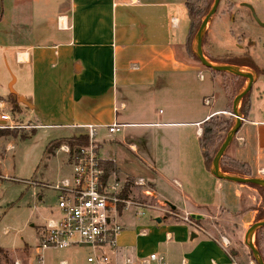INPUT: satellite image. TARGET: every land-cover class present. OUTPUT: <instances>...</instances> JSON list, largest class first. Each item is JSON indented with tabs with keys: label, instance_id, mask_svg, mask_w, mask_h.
<instances>
[{
	"label": "crops",
	"instance_id": "obj_1",
	"mask_svg": "<svg viewBox=\"0 0 264 264\" xmlns=\"http://www.w3.org/2000/svg\"><path fill=\"white\" fill-rule=\"evenodd\" d=\"M237 1L248 9L245 2L258 0ZM214 15L202 39L205 59L208 52L221 53L220 28L233 23L220 15L212 25ZM59 18L66 28L57 27ZM5 24L0 30L1 48L14 54L18 66L30 70L27 89L15 92L11 87L9 94L18 114L30 121L29 128L51 131L48 145L83 135L82 129L72 126H95L97 156L104 173L105 163L115 166L107 180L115 178L120 196H132L131 187L123 195L125 181L143 179L153 201L174 207V215L168 217L149 213L139 218L133 211H123L118 259L139 264L155 255L161 264H236L218 241L184 220L193 214L205 223L229 208L234 214L253 215L246 209L257 202L253 189L219 181L205 168L198 145L200 126L212 116L226 114L231 94L223 89L227 76L208 70L206 76V69L187 55L185 0H0V29ZM259 91L250 92V111L226 154L264 179L258 174L264 169V92ZM111 124L121 126L118 138L107 132ZM107 143L114 156L103 155ZM61 146L65 144L52 147L46 156L57 159L58 170L67 169L65 178L71 159ZM117 148L143 156L142 177L120 169ZM186 197L197 201L188 207ZM68 251L60 262L86 264L87 250L85 259Z\"/></svg>",
	"mask_w": 264,
	"mask_h": 264
},
{
	"label": "rangeland",
	"instance_id": "obj_2",
	"mask_svg": "<svg viewBox=\"0 0 264 264\" xmlns=\"http://www.w3.org/2000/svg\"><path fill=\"white\" fill-rule=\"evenodd\" d=\"M244 4L249 6V10L242 6L240 1L220 0L211 24L213 25L220 15H227V18L231 19L233 23H231V27L220 28L217 46L221 53L208 52L205 55L210 61H219L218 59L222 56L231 58L250 55L257 66L264 70V27H261L254 19L264 23V0L245 2ZM6 25H2L0 30H4ZM206 34L207 30L203 40ZM1 45L0 113L8 112L12 117L14 127L0 129V251L6 256L0 254V264H41L37 263L39 259L35 255L36 237L54 210L57 197L53 191L42 190L40 186L43 183L52 184L61 180L64 177L63 172H66L67 169L58 170L56 167L57 159L46 156V145L52 136V132L41 129L36 131L29 128L31 126L30 121L18 114L20 110L13 106L15 101L7 99L12 91L11 87L15 92L25 91L29 86V76L31 75L28 67L18 66L14 62V54L3 50ZM223 59L221 58L220 61ZM204 73L206 76L209 74L207 70H204ZM226 76L223 89L224 91L229 90L231 95L228 110L226 114L220 115V117L235 121V117L232 115L231 101L245 87L246 81L233 79L229 75ZM254 78L253 89L250 90L251 95H254L256 90H260L259 94L261 95L263 94L262 91L264 92V79L258 75H254ZM14 79L16 83H12L11 86L10 83ZM240 87L241 89L238 91ZM220 92L216 95H220ZM252 102L254 105L258 104L256 101ZM14 111H16L17 116ZM24 111L31 114V111ZM237 112H239V107H237ZM106 137L111 139L109 135ZM113 137L118 138L116 133ZM62 141L64 144V140ZM107 146H109L108 143L106 147L104 146L103 155L106 156L107 153L108 155L111 153L114 156V148H107ZM115 151V160L122 171L135 178L144 175L146 166L140 153L136 156L123 148H117ZM25 181L34 182L36 187L26 185L23 183ZM128 181L132 182L128 186V188L133 189V191L129 189L132 196L144 203L151 204L148 200H142L140 193L141 188L148 189V184L145 182V187H139L134 186L135 180L130 179ZM38 190L43 196L41 200L34 197V193H37ZM174 192L180 198L179 191ZM190 199L186 197L187 202L183 200L188 207H191L190 202L197 201L195 197H190ZM151 202L158 206V200ZM262 206L264 207V201ZM177 207L181 210V206L177 205ZM229 209L220 214H214L216 217L212 220H207L205 223L199 222L195 225L206 235L218 241L236 264H254L248 248L243 243V238L246 230L254 223L256 214L247 213L236 217L233 213L234 208ZM164 212L157 210L155 214L150 215L162 217L165 215ZM180 213L183 214L182 210ZM253 240L252 237V242ZM260 247L263 252V247ZM68 250L85 259L86 251L81 248L47 250L43 253L42 264H59L60 261L66 260Z\"/></svg>",
	"mask_w": 264,
	"mask_h": 264
},
{
	"label": "built area",
	"instance_id": "obj_3",
	"mask_svg": "<svg viewBox=\"0 0 264 264\" xmlns=\"http://www.w3.org/2000/svg\"><path fill=\"white\" fill-rule=\"evenodd\" d=\"M59 29L66 28L65 20H57ZM14 123L8 112L0 113V129L12 128ZM82 129L83 136L87 138V146L70 149L67 145L60 150L71 159L70 175L56 183L41 184L42 190H51L57 197V204L45 221L36 237L35 252L43 263V253L47 250L85 249L88 251L86 264H133L129 258L122 261L117 256V237L123 229L119 222V215L123 211H133L141 218L146 214H155L157 210L165 211L162 217L173 216L167 203L151 201L154 198L149 189L141 188L142 200L134 196H120L119 183L112 178L104 180V170L96 152L97 130L93 125L72 126ZM121 126L111 124L107 127L109 134L120 131ZM264 176V169L258 171ZM28 186L34 182H23ZM134 186L145 187V181L138 179ZM40 190L34 193L38 196ZM156 202V201H155ZM56 210V211H55ZM184 220L195 224L189 216ZM225 249V248H224ZM228 254V253H227ZM161 264L162 259L155 255L143 259L139 264ZM60 264H65L60 262Z\"/></svg>",
	"mask_w": 264,
	"mask_h": 264
},
{
	"label": "trees",
	"instance_id": "obj_4",
	"mask_svg": "<svg viewBox=\"0 0 264 264\" xmlns=\"http://www.w3.org/2000/svg\"><path fill=\"white\" fill-rule=\"evenodd\" d=\"M211 3L212 0H185V8L189 20L188 35H187V55L196 62H198V60L196 59V57L192 52L194 36L200 26L202 19L208 13ZM209 62L212 64L233 66L239 69L249 71L252 74L258 76L264 75V70H262L257 66V64L250 57V55H243L241 57H231V58L226 57L220 62H211V61ZM210 72L213 75H220L226 77V74L224 73H217L213 71ZM231 77L233 79L241 80L244 82L246 81L243 78L233 77V76ZM241 87L238 89V91L241 89ZM249 97H250V92L245 97H243L239 103L238 115L242 120H246L247 115L250 111ZM9 99L14 101L13 96L9 95ZM231 106H232V101H231ZM234 123L235 121L231 119H223L220 116H212L201 124L200 126L201 133L198 138V145L207 171H209L211 162L215 154L217 153L219 147L221 146L222 142L224 141L229 131L232 129ZM62 140H64V144L67 145L71 150L74 148L85 147L87 146L88 143L87 138L83 135L78 137L62 138L56 140L55 142H53V144L52 142L49 143L46 147V153H49L52 147H59L63 143ZM104 166H105V173L103 179L107 180L108 174L116 171V168L111 163H105ZM218 169L222 175L237 176L240 178H254V176L251 174V170L249 166L245 162L238 161L236 159L229 157L226 154V151L218 162ZM130 183L132 182L125 181V185H124L125 187L123 190L124 196L126 195ZM247 187L253 189L257 194L256 204L246 209V212L247 211L255 212L256 218L254 223H256L264 219V207L262 206V203L264 201V188L253 185H247ZM244 212L245 211H241L240 213L234 215L236 217H239ZM193 222L197 224L200 221H193ZM253 239L254 240L252 242V245L258 251L264 263V227L254 233ZM260 246L263 247V252ZM0 254L6 257L5 254L1 251ZM249 255L251 260L254 262V264H256V262L253 260L250 251H249Z\"/></svg>",
	"mask_w": 264,
	"mask_h": 264
},
{
	"label": "water",
	"instance_id": "obj_5",
	"mask_svg": "<svg viewBox=\"0 0 264 264\" xmlns=\"http://www.w3.org/2000/svg\"><path fill=\"white\" fill-rule=\"evenodd\" d=\"M220 0H213V3L208 11V13L204 16L202 19L200 26L194 36L193 40V45H192V52L196 59L198 60L199 64L205 68L208 71H213L217 73H224L229 76L233 77H239L243 78L247 81L246 86L244 89L239 92L232 100V115L235 117V123L232 127V129L229 131L227 136L225 137L224 141L222 142L221 146L219 147L217 153L215 154L211 165L209 172L210 174L217 180L222 181V182H228V183H233V184H239L243 186L247 185H253V186H258L264 188V179L262 178H240L237 176H226L222 175L219 172L218 169V162L220 158L223 156L225 153L226 149L229 147L231 144L233 138L235 137L236 133L241 127V122L242 119L238 116L237 112V106L240 103L241 99L245 97L251 90L252 84L254 83V75L246 70L239 69L233 66H227V65H218V64H212L209 61H207L202 54V39L206 31L207 24L211 17L215 14L218 5H219ZM249 9V6H247ZM255 21L261 26L264 27V23H260L256 18H254ZM168 207L171 210H174V207L171 206L170 204H167ZM190 220L192 221H200L201 216L198 215H190L189 216ZM159 222V220H158ZM264 227V220L260 222L253 223L252 225L249 226V228L246 230L243 238V243L244 245L248 248V250L251 252L253 260L256 262V264H264L258 251L253 247L252 245V237L254 233Z\"/></svg>",
	"mask_w": 264,
	"mask_h": 264
}]
</instances>
